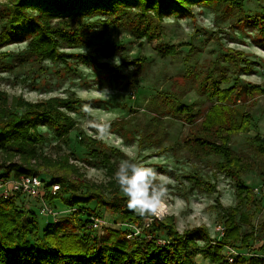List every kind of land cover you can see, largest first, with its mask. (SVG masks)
Masks as SVG:
<instances>
[{
    "label": "trees",
    "instance_id": "obj_1",
    "mask_svg": "<svg viewBox=\"0 0 264 264\" xmlns=\"http://www.w3.org/2000/svg\"><path fill=\"white\" fill-rule=\"evenodd\" d=\"M244 3L245 0H0V20L11 27L0 32V47L27 40L28 55L39 63L49 60L69 65L71 59H78L94 64L99 62L97 54L109 49L104 44L85 52H69L65 47L90 45L98 31L108 25L129 29L138 38L156 42L164 34L166 17H193L195 5L215 10L229 6L244 11ZM246 16L255 21L264 37V13ZM159 49L165 55L177 53L174 44ZM5 55L6 52H0V56ZM220 58L244 69L254 63L244 50L233 47L221 53ZM128 63L141 65V59ZM102 64L109 67L112 77H126L115 66ZM222 76H218L215 69L206 75L203 86L216 100L203 114L195 111L194 103L182 102L173 92L159 94L189 124L182 147L192 171L184 177L194 182L200 191H216L217 182L204 178L196 170L206 160L211 162L215 178L218 173H224L235 182L236 203L225 205L218 194L213 204L225 227L221 238L213 237L206 224L180 230L174 214L142 218L129 210L113 178L117 168L113 156L124 155L123 151L92 138L83 130H80L79 141L89 156L106 168L109 176L106 183L87 180L70 162V151L57 158L37 151V144L45 140L37 129L39 121L53 127L63 144H71L70 132L79 127L70 112L82 115V101L77 93L72 91L67 96L56 95L37 101L14 96L11 102L8 94L0 90V148L12 144L22 157V160L3 161L0 166L5 172L0 178L44 171L48 175L42 176L61 183L55 194H47L50 201L61 198L73 208L61 219L42 227L37 213L24 208L15 197L1 200L0 264H204L195 261L197 255L215 264H264V237L253 254L246 255L240 250L251 251L253 242L259 239V226H264L263 222L254 224L252 221L256 211L263 207L264 133L253 114L239 103L246 95L264 94V85L236 77L231 86L222 87V82L229 81ZM150 123L151 128L140 134V146L149 141L150 145L163 148V144L168 143L166 125L162 124L160 116H154ZM252 126L256 134L250 138L251 150H236L232 145L233 137L249 132ZM33 158L35 162L37 159L36 164L31 163ZM249 171H255L262 180L259 194L244 180ZM93 202L95 208L90 211ZM100 209L106 210L104 212L115 222L127 221L137 227L149 219L144 228L145 236L128 237L131 229L114 226H106L103 234H94L96 230L88 228L92 217H109L99 214ZM243 224L250 225L251 230L244 232ZM160 239L165 240V244L160 245ZM229 246L241 252L234 261H229L224 253V248Z\"/></svg>",
    "mask_w": 264,
    "mask_h": 264
},
{
    "label": "rangeland",
    "instance_id": "obj_2",
    "mask_svg": "<svg viewBox=\"0 0 264 264\" xmlns=\"http://www.w3.org/2000/svg\"><path fill=\"white\" fill-rule=\"evenodd\" d=\"M260 12L264 13V0H245L244 11L229 6L215 10L195 5L193 17H166L164 34L155 40L156 42L138 38L129 29L108 25L103 31H98L90 45L65 47L69 52H85L93 46L104 44L109 49L99 52L97 54L99 62L94 64H85L78 59H71L69 65L63 62L52 63L49 60L39 63L28 55L27 40H17L0 47V52L7 53L0 56V90L5 91L12 102L14 96L37 101L56 95L67 96L72 91L77 95L85 90L91 92L97 85L100 89L107 88L110 98L98 100L93 106L99 119L110 121V135L103 141L118 147L124 153L113 156V160L118 165V162L125 158V154H130L154 167L158 172L171 177L173 183L168 186V196L161 202L163 212L158 211L157 216L174 214L180 230L206 224L213 237L221 238L223 234L221 227L224 224L213 204L218 194L223 204H235V182L224 173H218L215 178L212 164L206 160L202 161L196 170H199L204 178L217 182L216 191H200L194 182L184 177V174L192 171L190 163L183 156L185 151L182 147L188 135L189 124L177 115L170 102L161 98L159 94L161 91L173 92L182 102L194 103L195 111L203 114L216 100L203 86L206 75L212 69H215L218 76L223 75V80L229 79L222 82V87L231 86L236 77L264 85V37L260 34L255 21L246 16ZM3 29L10 30L11 27L0 20V32ZM171 44L177 48L175 55H165L160 51V47L166 48ZM229 47L244 50L247 57L254 61L252 66L249 69L239 68L220 58L221 53L226 52ZM136 58L141 59V65L128 63L129 60ZM103 62L115 66L125 73L126 77H112L108 71L109 67L103 65ZM239 103L253 114L260 131L264 133V94L246 95ZM70 113L77 120L79 127L70 132L71 144H63L53 127L39 121L36 123L37 129L45 136V140L37 144V151L53 158L70 151V162L77 166L78 171L87 180L106 183L109 180L106 168L97 164L79 141L80 130H83L80 123L82 115L74 111ZM154 116H160L162 124L166 125L168 143L159 148L147 141L145 142L147 144L141 147L140 134H143V130L151 128L150 121ZM255 134L253 126L249 132H240L233 137V147L238 151L249 152L250 138ZM10 159L22 160L21 153L15 151L12 144L0 148V164ZM31 161L36 164L37 159L36 162L34 158ZM4 172L0 166V176H3ZM43 172L41 174L48 175ZM244 180L253 185L259 194L262 180L255 171H249ZM45 197L57 211L56 218L52 214L47 215L40 211L38 198L28 200L19 196L17 199L20 204H24V208L37 213L42 227L50 221L61 219L73 209L68 205L58 206L54 200L50 201L47 195ZM59 199L63 202L61 198ZM92 204V207L88 205L90 211L95 208V202ZM262 204V209L254 214L252 220L254 224L264 223V199ZM97 211L99 214H107L104 209ZM107 215L112 223L111 220L114 221V218L109 213ZM149 221L147 219L144 224L138 226L142 236H145L144 228L148 226ZM114 224L113 222L112 225ZM250 230V225L243 224L244 232ZM96 233L103 234L101 230H96L94 234ZM258 235L259 239L253 242L251 251L242 248L240 250L246 255L256 252L264 237L263 224L258 228ZM227 250V247L224 248V253ZM194 259L204 264H215L209 258L204 259L200 255Z\"/></svg>",
    "mask_w": 264,
    "mask_h": 264
},
{
    "label": "clouds",
    "instance_id": "obj_3",
    "mask_svg": "<svg viewBox=\"0 0 264 264\" xmlns=\"http://www.w3.org/2000/svg\"><path fill=\"white\" fill-rule=\"evenodd\" d=\"M78 98L82 101L80 123L83 130L99 140L110 135V121L99 119L93 106L98 100L110 98L109 90L97 85L91 92L78 93ZM113 178L126 198L128 209L142 218L157 216L161 202L168 196V186L173 183L171 177L130 154H125V158L118 162Z\"/></svg>",
    "mask_w": 264,
    "mask_h": 264
},
{
    "label": "built area",
    "instance_id": "obj_4",
    "mask_svg": "<svg viewBox=\"0 0 264 264\" xmlns=\"http://www.w3.org/2000/svg\"><path fill=\"white\" fill-rule=\"evenodd\" d=\"M61 188V183L58 181H53L51 177H44L41 174H24L20 177H16L15 175H11L9 177L0 178V201L15 197L16 200L19 199V196H23L28 200L32 198H38L40 201V211L44 214L50 215L54 218L57 215V211L53 208L51 203L46 199L47 194H55ZM20 205L24 206L23 203ZM57 220V219H56ZM108 220L106 217L93 216L91 221L88 224L89 230H101L102 233L106 226L114 227H125L131 229L128 237H134L140 234L139 228L134 224L127 221H118ZM222 228V233L225 229L224 226ZM159 244H165V240L160 239ZM228 250L226 252L227 258L229 261H234L236 255L241 252L235 249L234 247H227Z\"/></svg>",
    "mask_w": 264,
    "mask_h": 264
},
{
    "label": "crops",
    "instance_id": "obj_5",
    "mask_svg": "<svg viewBox=\"0 0 264 264\" xmlns=\"http://www.w3.org/2000/svg\"><path fill=\"white\" fill-rule=\"evenodd\" d=\"M65 197H67V196L65 195ZM32 200H34V199H32ZM35 201L37 202V200H35ZM54 201H55V204H57L58 206H60V205H61V207L67 206L66 204L61 202V200L59 198L55 199Z\"/></svg>",
    "mask_w": 264,
    "mask_h": 264
},
{
    "label": "bare ground",
    "instance_id": "obj_6",
    "mask_svg": "<svg viewBox=\"0 0 264 264\" xmlns=\"http://www.w3.org/2000/svg\"><path fill=\"white\" fill-rule=\"evenodd\" d=\"M158 211H160L161 213L163 212L162 207H161V204L159 206V210Z\"/></svg>",
    "mask_w": 264,
    "mask_h": 264
}]
</instances>
